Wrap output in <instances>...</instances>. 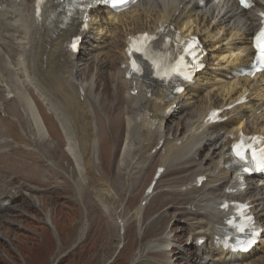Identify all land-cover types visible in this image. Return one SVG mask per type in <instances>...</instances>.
<instances>
[{"label":"bare ground","instance_id":"6f19581e","mask_svg":"<svg viewBox=\"0 0 264 264\" xmlns=\"http://www.w3.org/2000/svg\"><path fill=\"white\" fill-rule=\"evenodd\" d=\"M36 1L0 0V109L8 116L0 121V130L20 143L32 141V137L40 143L47 139V128L26 88V85L32 87L44 96L42 85L47 73V85L59 88L61 93V109L55 108L53 113L65 136L67 154L87 191L109 212L107 204L114 199L115 189L113 191L100 174L98 132L90 104L91 100L98 102L93 95L96 80L91 77L84 81L78 77L89 76L93 66L119 65L113 79L117 85L114 108L119 116H125L119 171L138 179L157 159V166L165 168V174L181 165L196 167L182 181L179 190L191 200L188 209L193 218L190 220L196 221L191 233L198 235L196 241L204 239L211 244L210 248L207 243L195 245L198 258L203 259L201 254H209V257L219 254L220 260L233 257L213 245L227 216L220 210L222 200L257 203L258 221L264 229V195H259L264 181L249 183L243 197L226 194L227 189L237 188L239 178L228 155L231 144L240 132L264 137V77H238L240 70L254 57L252 37L260 25L256 12L262 9L264 0H257L256 9L248 11L241 10L235 0H204V6H200L198 0H139L129 10L118 14L105 9L92 11L91 22L84 31L79 20L69 21L64 0H46L41 20L37 21ZM163 27L185 36H199L208 53L206 69L179 96H172L167 88L151 82L150 72L143 80L126 79L128 39L140 33L156 34ZM77 36L83 38L79 53L69 49L71 39ZM119 88L124 90V95L121 96ZM246 94L248 104L225 110ZM123 103L126 108L122 109ZM213 109L225 110L222 116L228 117V121L203 127V121ZM183 113L187 120L178 119L169 125ZM199 177L206 178L200 187L195 182ZM7 206L8 203L3 202L0 210ZM121 211L122 208L114 212L117 220H121ZM141 211V206L135 211L137 220ZM46 220L53 228L48 216ZM167 220L168 214H161L147 229L146 237L151 232L161 231ZM87 231L86 221L81 228L80 241ZM184 235L175 232L161 240L163 245L151 243L148 256L164 255L166 247L172 246V254L182 252L177 257L183 259L179 263L188 264L192 252L185 254L178 246L184 241ZM119 238L122 243L124 235L120 234ZM259 253H264V232L253 251L236 259L245 261ZM141 258L142 255H135L132 263L141 264ZM200 258L196 263L203 264ZM258 263L264 264V256Z\"/></svg>","mask_w":264,"mask_h":264},{"label":"rangeland","instance_id":"374dc122","mask_svg":"<svg viewBox=\"0 0 264 264\" xmlns=\"http://www.w3.org/2000/svg\"><path fill=\"white\" fill-rule=\"evenodd\" d=\"M118 67L93 66L89 76L78 77L84 81L91 77L96 80L93 95L98 102L95 104L91 100L90 104L98 132L100 174L112 190L115 189L113 202L107 204L109 212L96 201L94 194L87 191L67 154L65 136L53 113L55 108L61 109L60 89L47 85V73L42 85L44 96L26 85L49 135L43 143L35 137L32 141L20 143L14 136L0 130V204L6 201L9 205L0 210V264H133L132 259L137 254L142 255L141 264H168L169 261L181 264L182 258H176L182 252L172 254V246L166 247L164 255L148 256L151 243L163 245L161 240L175 232L185 234L184 241L178 246L186 253L188 249L192 251L189 264H200L196 263V236L191 233L196 222L190 220L193 218L188 209L191 200L179 190L182 181L196 167L183 168L181 165L182 168L169 170L158 181L147 202H142L144 192L152 180L158 159L138 179L119 171L125 116H119L114 108L117 85L113 79ZM21 79L25 80L24 77ZM118 91L124 95L122 88ZM121 108H126V104L123 103ZM187 118L183 113L172 119L169 125ZM4 119L8 116L0 109V121ZM140 206L142 211L137 220L135 211ZM120 208L121 220H117L114 212ZM163 213L168 214L163 229L146 237L147 229ZM179 213L186 215L180 216ZM46 216L53 228L46 224ZM86 221L88 231L80 241L81 228ZM121 222L124 226L122 233ZM120 233L124 235L123 244ZM120 244L122 249L119 251ZM207 246H210L209 242ZM208 255L201 256L207 258L208 264H256L264 253L245 261L237 260L236 256L220 260L218 254L210 258Z\"/></svg>","mask_w":264,"mask_h":264},{"label":"snow or ice","instance_id":"6c2138e0","mask_svg":"<svg viewBox=\"0 0 264 264\" xmlns=\"http://www.w3.org/2000/svg\"><path fill=\"white\" fill-rule=\"evenodd\" d=\"M242 2H244V0H242Z\"/></svg>","mask_w":264,"mask_h":264}]
</instances>
